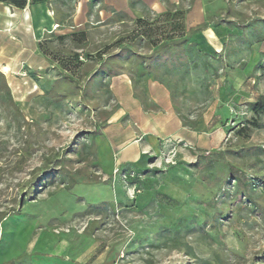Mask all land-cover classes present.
<instances>
[{
	"label": "rangeland",
	"instance_id": "374dc122",
	"mask_svg": "<svg viewBox=\"0 0 264 264\" xmlns=\"http://www.w3.org/2000/svg\"><path fill=\"white\" fill-rule=\"evenodd\" d=\"M262 95L264 0L0 3V264H264Z\"/></svg>",
	"mask_w": 264,
	"mask_h": 264
},
{
	"label": "trees",
	"instance_id": "16d2710c",
	"mask_svg": "<svg viewBox=\"0 0 264 264\" xmlns=\"http://www.w3.org/2000/svg\"><path fill=\"white\" fill-rule=\"evenodd\" d=\"M49 1L52 0H0V3L6 6H10L13 7L15 9H19V10H23L25 9L28 5H39V4H43V3H47ZM183 16V13H178L174 19H180ZM169 22H171L172 20H167ZM158 28H153L151 27L150 24H148L147 22L143 21V20H139L138 21V29L133 31V33L125 38H121L117 41L116 44H122L124 41H127L131 44H134L135 41L138 38H145L148 40H153L155 38L156 35V31ZM184 31V24L182 21H177V22H172L170 23V30L167 32L163 33L165 34L164 37V41L165 40H171L173 38H175V34L174 33H181ZM154 42V44H157L156 41H152ZM56 61L61 65V67H63L64 69H68L69 65H68V61L65 58H60L58 57L56 59ZM253 112L255 115H262L264 114V95L260 96L257 100V102L253 105ZM253 126L256 128H264V124L263 123H258L257 121L253 122Z\"/></svg>",
	"mask_w": 264,
	"mask_h": 264
},
{
	"label": "crops",
	"instance_id": "0c3cea01",
	"mask_svg": "<svg viewBox=\"0 0 264 264\" xmlns=\"http://www.w3.org/2000/svg\"><path fill=\"white\" fill-rule=\"evenodd\" d=\"M105 1H107V2H108V1H113V0H105Z\"/></svg>",
	"mask_w": 264,
	"mask_h": 264
},
{
	"label": "bare ground",
	"instance_id": "6f19581e",
	"mask_svg": "<svg viewBox=\"0 0 264 264\" xmlns=\"http://www.w3.org/2000/svg\"><path fill=\"white\" fill-rule=\"evenodd\" d=\"M25 16V15H24ZM29 20V19H28ZM29 24V23H28Z\"/></svg>",
	"mask_w": 264,
	"mask_h": 264
}]
</instances>
